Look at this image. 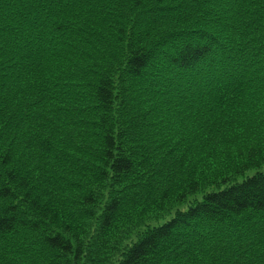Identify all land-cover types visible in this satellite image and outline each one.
Segmentation results:
<instances>
[{"label":"trees","instance_id":"obj_1","mask_svg":"<svg viewBox=\"0 0 264 264\" xmlns=\"http://www.w3.org/2000/svg\"><path fill=\"white\" fill-rule=\"evenodd\" d=\"M260 98L264 0H0V264H264V172L173 122L253 162Z\"/></svg>","mask_w":264,"mask_h":264},{"label":"rangeland","instance_id":"obj_2","mask_svg":"<svg viewBox=\"0 0 264 264\" xmlns=\"http://www.w3.org/2000/svg\"><path fill=\"white\" fill-rule=\"evenodd\" d=\"M260 99H261L260 101L258 100L256 102L257 105L255 108V112H253V117L251 122L253 121L255 124L261 125L263 127L264 98H260ZM249 115L250 114H247L246 116ZM241 118L228 119L227 121H224L223 119L212 120V122L215 123L214 126L216 130L213 129L212 131L209 132V134L207 133L208 130H205L203 128L199 130L197 128L195 129V126L191 123L192 120L189 119L181 120L180 118L177 117V119H173V122L177 124V129H178L177 132L180 133V135L184 131H190L189 133L191 132L195 133L197 135V136L194 135L195 138L198 140H202V142L212 139L211 142L207 144L209 146L212 145L213 153L211 154H212L213 163H215V165L221 163L222 174H220V176H225V175L226 177L232 176L235 177L237 182H241L246 177H251L256 173L264 172V155L253 162H249L248 160H246V155L248 154L249 150L252 147H254V144H249V150L248 148H239L238 146H233V138H232L233 134L231 131L228 133V129L229 127H232V129L234 130H239L236 124L242 122ZM245 137H246L245 140H250L249 138L250 136H245ZM262 137L264 139V132L262 133ZM255 144H256V148H262L264 150V141L256 142ZM171 152L175 153L177 156H180V151L176 147H174ZM200 190L201 191H199L195 195H191V196L188 195L183 203H178L177 201L173 202L171 206V210L169 211L167 216L158 220L157 222H150L149 224L152 223L151 225H155L161 223L163 220L171 217L176 210L185 209L188 205H190L194 201L201 200L202 195L208 191H211L212 188L203 187ZM261 218L263 219L262 215H255L252 219L260 220Z\"/></svg>","mask_w":264,"mask_h":264}]
</instances>
